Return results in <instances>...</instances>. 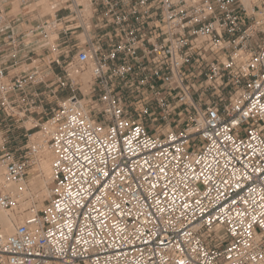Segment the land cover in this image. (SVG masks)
Here are the masks:
<instances>
[{
  "label": "built area",
  "instance_id": "built-area-1",
  "mask_svg": "<svg viewBox=\"0 0 264 264\" xmlns=\"http://www.w3.org/2000/svg\"><path fill=\"white\" fill-rule=\"evenodd\" d=\"M18 1L21 31L0 0V210L44 150L51 194L0 225V264H264V0ZM28 118L42 143L12 149Z\"/></svg>",
  "mask_w": 264,
  "mask_h": 264
},
{
  "label": "rangeland",
  "instance_id": "rangeland-1",
  "mask_svg": "<svg viewBox=\"0 0 264 264\" xmlns=\"http://www.w3.org/2000/svg\"><path fill=\"white\" fill-rule=\"evenodd\" d=\"M249 4H250V0H249ZM244 5L246 6V4H244ZM18 8H19V1L15 0L13 2V13H17L19 11ZM44 10H46V12L49 11V9H44ZM82 78H83L82 80L84 82L89 81L88 75H85ZM0 118H2V116ZM34 124H35V121L31 122L30 119L28 118V119H24L21 123H18L17 128L15 127V128L10 129V133L8 135H11L14 139H16L15 142L10 144L12 149H15L19 146H23V145H26L27 143H30L28 140V137H26V136L29 134H34L37 132V129L33 130L31 128V127H33ZM4 130L5 129L0 125V142H1L2 134H4V132H5ZM32 136H34L35 143H36L37 138L35 137V135H32ZM44 177H45L44 173L37 167V163H34V165L28 171V179H27V190H28V192L22 201V204L24 203L22 206H23V209H25V210H23L21 208V210L19 212H17L16 214L11 216V220L14 217V220L11 221L12 228L14 226V223L17 224V223L22 222V220L28 215V213H29L27 210L28 206H29V208L39 210L43 207V205L49 199V195L51 193L48 194V191H49L51 185L49 182L48 183L46 182ZM33 178H35V179H33ZM49 185H50V187H49ZM46 191H47V193H46ZM45 194H46V196H45ZM41 195L43 197L42 199H41ZM24 206H25V208H24ZM1 230L3 231L2 227H1ZM12 231H13V229L11 230L10 233H12Z\"/></svg>",
  "mask_w": 264,
  "mask_h": 264
},
{
  "label": "bare ground",
  "instance_id": "bare-ground-1",
  "mask_svg": "<svg viewBox=\"0 0 264 264\" xmlns=\"http://www.w3.org/2000/svg\"><path fill=\"white\" fill-rule=\"evenodd\" d=\"M241 1V3L243 4H246V8H250V5L251 4H249V0H240ZM248 4V5H247ZM83 79V78H82ZM83 81V80H82ZM88 82V83H87ZM89 82L90 81H86V82H84L83 81V83L84 84H86V86H87V90H88V86H89ZM87 90L86 91H84V92H87ZM35 135V137H37V141H36V143H38V144H40V143H42V138H41V135L40 134H34ZM51 160H52V156H51V154L48 152V151H46V150H44L41 154H40V156L37 158V160H36V162L35 163H37V167L44 173V178H45V180H46V182L48 183H51V176H50V163H51ZM38 176V175H37ZM33 179H35V178H33ZM46 183V184H47ZM45 190V189H44ZM46 193H47V191H46ZM49 193H51V191H50V189H49V191H48V194ZM42 194V193H41ZM27 195V193L26 194H24V197ZM44 195V194H43ZM45 196H46V194H45ZM50 196V195H49ZM43 197H42V195H41V199H42ZM40 200V199H39ZM24 204V203H23ZM22 203H21V207L20 208H22L23 209V205ZM29 207V206H28ZM24 208H25V206H24ZM10 216V217H9ZM11 216L12 215H9L7 212H5V211H2V210H0V225L2 226V229H3V234H6V235H8V234H11L10 232H11V230L14 228V226H13V228H12V225H11V221L12 220H14V217H13V219L11 220ZM21 223V222H20ZM13 224V223H12ZM17 224H19V223H17Z\"/></svg>",
  "mask_w": 264,
  "mask_h": 264
},
{
  "label": "crops",
  "instance_id": "crops-1",
  "mask_svg": "<svg viewBox=\"0 0 264 264\" xmlns=\"http://www.w3.org/2000/svg\"><path fill=\"white\" fill-rule=\"evenodd\" d=\"M15 0H1V2L3 3V5L6 7V9L9 11V7H12V11L13 12V2ZM19 11L16 13V19L14 20V29L15 31H21L25 24H26V17L24 15V11H22V8L19 5ZM10 11L8 12V14H10ZM14 14V13H13Z\"/></svg>",
  "mask_w": 264,
  "mask_h": 264
}]
</instances>
